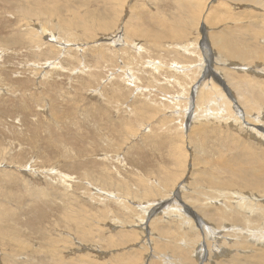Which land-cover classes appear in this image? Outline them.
<instances>
[{
    "label": "rangeland",
    "instance_id": "1",
    "mask_svg": "<svg viewBox=\"0 0 264 264\" xmlns=\"http://www.w3.org/2000/svg\"><path fill=\"white\" fill-rule=\"evenodd\" d=\"M261 2L0 0V264H176L179 249L226 264L264 249L251 240L264 242V104L247 117L240 99L264 95ZM224 160L259 190L211 186L233 176ZM223 206L240 222L201 215Z\"/></svg>",
    "mask_w": 264,
    "mask_h": 264
},
{
    "label": "bare ground",
    "instance_id": "2",
    "mask_svg": "<svg viewBox=\"0 0 264 264\" xmlns=\"http://www.w3.org/2000/svg\"><path fill=\"white\" fill-rule=\"evenodd\" d=\"M247 1H249V0H247ZM250 1H252V0H250ZM255 1V0H254ZM222 2V1H221ZM251 3V2H250ZM253 3V2H252ZM255 3V2H254ZM262 4L264 3V2H261ZM259 4H260V2H259ZM261 5V4H260ZM38 6V5H37ZM31 9V8H30ZM53 10V9H52ZM45 11H47V10H45ZM34 16V15H33ZM263 17V16H262ZM27 21V20H26ZM38 21V20H37ZM209 21V20H208ZM34 22V21H33ZM42 22V21H41ZM42 25V24H41ZM45 26V25H44ZM69 26V25H68ZM184 26V25H183ZM251 26V25H250ZM67 27V26H66ZM41 29H42V27H40ZM44 28H46V26L44 27ZM252 30V29H251ZM38 32H40V31H38ZM231 33H232V31H230ZM235 33V32H234ZM125 35V34H124ZM220 35H222V34H220ZM242 35V34H241ZM40 36V35H39ZM234 36V35H233ZM26 38V37H25ZM39 38V37H38ZM227 40H228V38H226ZM225 38H222V37H219V36H215V37H211V41L210 42H212V45L214 46V47H216L217 49H218V51L219 52H224L225 53V55L226 56H228V57H235V59L236 58H239V59H241V62L242 61H244V62H246L247 60H249V58H250V56L252 55V52H250V48H245V49H242V47H240V46H236V44H233V45H235L236 47H240V48H232V47H230L229 49H226V46L227 47H229V46H233L231 43V41H227ZM237 39V38H236ZM231 40H232V38H231ZM39 41V40H38ZM38 41H37V43H38ZM123 41V40H122ZM231 42V43H230ZM236 42H238V40L236 41ZM240 42V41H239ZM23 43V42H22ZM21 43V44H22ZM32 43H33V41H32ZM34 43H36V42H34ZM54 43V42H53ZM101 43V42H100ZM123 44V43H122ZM243 44V43H242ZM241 44V45H242ZM240 45V44H239ZM248 47V46H247ZM38 48V47H37ZM225 48V49H224ZM255 49V48H254ZM253 49V50H254ZM64 50V49H63ZM216 52V51H215ZM261 53V52H260ZM224 56V55H223ZM228 57H226V58H228ZM254 57V56H253ZM259 57V56H258ZM182 69V68H181ZM247 69V68H246ZM241 70V69H240ZM180 71V70H179ZM242 71V70H241ZM246 71V70H245ZM231 72V71H230ZM229 72V73H230ZM230 76L232 75V76H234L235 74H229ZM190 76V75H189ZM207 76V73L205 72L204 73V77H203V79L205 78ZM227 76V75H226ZM224 78V77H223ZM233 79V78H232ZM232 79H228V82L230 83L229 85H231V84H237V85H232L233 86V90L234 91H236L237 92V95L239 96V94H240V92H243V91H245L242 87L243 86H241V87H239L241 84H243V82L241 83V81H237L236 83H234V80H232ZM246 78H241V80L243 81V80H245ZM240 80V79H239ZM207 81H205L204 83H199V85L196 87V89L197 90H199L200 88L201 89H203V90H209V91H213L214 92V87H213V85L211 84V83H206ZM246 82V81H245ZM246 84V83H245ZM108 87V86H107ZM203 87V88H202ZM236 87H238V88H236ZM217 89V88H216ZM245 89H247V88H245ZM196 90V91H197ZM203 90H199V99L198 100H200L198 103H200L201 101L203 102V100L205 101V98H206V95L208 94V93H203ZM218 90V89H217ZM231 90V89H230ZM239 90V91H238ZM252 90H255L254 88H252ZM208 91V92H209ZM249 91H251V90H249ZM252 92H257V91H252ZM251 92V93H252ZM107 93V92H106ZM198 93V92H197ZM221 93V92H220ZM242 95H244V93L242 94ZM242 95H241V97H242ZM248 95H249V93H248ZM256 95H261V96H264V95H262V92H260V93H256L253 97H242V98H240V99H242L241 100V102H242V104H243V108H244V110H245V112L246 111H251L254 107H255V105L257 106V103H263L264 104V100H262L260 97H258V96H256ZM256 96V97H255ZM208 97V96H207ZM254 98H255V100H254ZM196 99V98H195ZM223 99V98H222ZM197 102V101H196ZM215 102V101H214ZM226 102H227V100H226ZM209 103V102H208ZM188 105V104H187ZM196 104H193V106H195ZM238 105V104H237ZM241 105V104H240ZM240 105H238V106H240ZM198 106H199V104H198ZM200 106H201V104H200ZM261 106V105H260ZM221 108V107H220ZM196 110V109H195ZM226 112V111H225ZM244 112V113H245ZM227 113V112H226ZM247 113V112H246ZM19 115V114H18ZM232 115V114H231ZM245 115H248V113L247 114H245ZM242 117V116H241ZM247 117H250L249 115L247 116ZM257 117V116H256ZM229 119V118H228ZM247 119V118H246ZM253 119V118H252ZM257 120L259 121V119L257 118ZM188 122V121H187ZM257 124V123H256ZM249 130V132H251V134L253 133V134H255L254 136H259L260 137V139L262 138L261 136H262V134L260 133L259 134V132H256L255 130H253L252 128H249L248 129ZM252 134V135H253ZM262 140V139H261ZM190 141V140H189ZM262 141H264V140H262ZM111 142V141H110ZM243 150V149H242ZM25 151V150H24ZM223 153V152H222ZM239 153V152H238ZM241 153H243V152H241ZM246 153V152H245ZM254 154H255V152H254ZM246 155V158H247V154H245ZM237 156H239V155H237ZM241 157V156H240ZM245 157V156H244ZM242 158H243V156H242ZM246 158H245V160H244V158H243V162L245 161H247L246 160ZM205 159V158H204ZM202 160V159H201ZM200 160V161H201ZM210 160V159H209ZM214 160V159H213ZM257 160V159H256ZM204 161V160H203ZM207 161V160H206ZM205 161V162H206ZM205 162H204V164H205ZM208 162V161H207ZM206 162V163H207ZM239 162V161H238ZM242 162V163H243ZM198 163V162H197ZM216 163H217V161H216ZM215 163V164H216ZM220 163V175H225V174H231V175H235L236 177H233V176H230V177H221L220 179L216 176V175H212L211 176V179L209 178V184H212L211 186H216V187H218L221 191H222V193H224L225 192V190H231V189H233V188H238V189H245V190H251V191H258L259 190V184H257V182H251V183H254V184H247V183H245V180H247L248 178H249V174H247V173H244V170H242V169H238L237 167H236V169H238V172L235 170L234 171V168H233V166H232V164H229L228 162H227V160H224V161H218V163L217 164H219ZM247 163H248V161H247ZM203 164V165H204ZM209 164V163H208ZM245 164V163H244ZM252 164V163H251ZM213 165V164H212ZM239 166V165H238ZM261 166V165H260ZM205 167H207V165L205 166ZM241 167V166H240ZM251 168V167H250ZM19 169V168H18ZM246 169V168H245ZM257 169V168H256ZM256 169H251L252 171H253V175H254V177H255V180H257V181H259L260 179L261 180H263V176H262V174H263V171L261 172V171H259V170H256ZM261 169V168H260ZM211 170V169H210ZM218 170V169H217ZM248 171V170H247ZM252 171H251V173H252ZM206 172H207V174H208V171L206 170ZM203 173H204V171H203ZM214 173V172H213ZM218 173V172H217ZM206 174V175H207ZM216 174V173H215ZM196 175V174H195ZM205 175V176H206ZM264 175V174H263ZM251 174H250V178L249 179H251ZM203 177V176H202ZM206 178V177H205ZM12 179V178H11ZM208 181V180H207ZM261 182V181H260ZM264 182V181H263ZM205 183H207V182H205ZM250 183V182H249ZM208 184V185H209ZM195 185V184H194ZM262 186H263V184H262ZM183 187V186H182ZM195 187V186H194ZM198 187V186H197ZM210 187V186H209ZM248 187H251V188H248ZM214 188V187H213ZM185 189V188H184ZM205 189V188H204ZM210 189V188H209ZM208 189V190H209ZM201 190V189H200ZM244 190V191H245ZM37 191H40V190H37ZM197 191V190H196ZM195 191V192H196ZM216 191V190H215ZM242 192V191H241ZM264 192V191H263ZM193 193H194V191H193ZM233 193H235V192H233ZM238 193V192H237ZM252 193V192H251ZM258 193V192H257ZM236 194V193H235ZM242 194H244V193H242ZM42 194H40V196H41ZM228 195V194H227ZM34 196V195H33ZM36 196V195H35ZM34 196V197H35ZM44 196V198L46 197L45 195H43ZM194 196V195H193ZM247 196H248V194H247ZM250 197V196H249ZM249 197H247V198H249ZM32 198V197H31ZM36 198H37V196H36ZM39 198V197H38ZM225 199H226V197H225ZM225 199H224V201H225ZM245 199H246V197L245 198H242V197H238V202L239 203H241V206H244V204L242 203V202H246L245 201ZM249 199H252V200H255V198L252 196V197H250ZM237 202V201H236ZM235 202V203H236ZM250 204H252V203H250ZM222 205V204H221ZM247 205V204H246ZM246 205H245V207H246ZM256 206V205H255ZM260 206V205H259ZM185 207H186V204H185ZM224 207V206H223ZM233 208V207H232ZM143 209V208H142ZM183 209V208H182ZM182 209H180V207H177V205L175 206V208H174V211L176 212V211H178L179 213H180V211H182ZM247 209H248V207H247ZM251 209V208H250ZM253 209V208H252ZM261 212H262V215L264 216V207H259L258 208ZM145 210V209H144ZM218 210V209H217ZM222 209H220V211H219V215L216 217V218H214L213 217V213H214V211L213 210H206L205 209V211H202V213H201V215H202V217H204L205 219H207L208 221H213V222H221V221H227L228 223H239L240 221H239V218H238V216H237V209H232V212L231 213H228V211H227V209H225V207L223 208V210L224 211H221ZM254 210V209H253ZM256 210V209H255ZM166 212H168V211H166ZM246 212V211H245ZM251 212H252V210H251ZM9 213V212H8ZM145 214H147L146 213V211L144 212ZM239 213V212H238ZM250 213V212H249ZM253 213V212H252ZM216 214V213H215ZM255 215V214H254ZM241 216V215H240ZM80 217V216H79ZM188 218V219H187ZM186 219H183L184 221H186V223H191V220L189 221V217H187ZM247 219V218H246ZM248 220V219H247ZM253 220V219H252ZM69 221H71V219H69ZM77 221V220H76ZM79 221V220H78ZM246 221V220H245ZM250 221H251V219H250ZM74 222V221H73ZM186 223L184 222V225H186ZM251 223V222H250ZM257 223H258V220H257ZM264 223V222H263ZM262 224V223H261ZM260 224V225H261ZM67 225V224H66ZM79 225V224H78ZM244 225H246L245 223H244ZM251 225H253V223L251 224ZM254 225H255V222H254ZM253 225V227H255ZM257 225H259V224H257ZM259 225V226H260ZM259 226H258V228H259ZM237 227V226H236ZM149 228V227H148ZM256 228V227H255ZM61 229V228H60ZM236 229V228H235ZM239 229H241V228H239ZM233 230V229H232ZM261 230H264L263 229V227L261 226ZM166 231V230H165ZM204 232H205V234H206V230L204 229ZM253 232V231H252ZM262 232V231H261ZM231 233L232 234H234V232L233 231H231ZM235 233H238V232H235ZM257 233V232H256ZM171 234V233H170ZM208 234V233H207ZM229 234V233H228ZM90 235V234H89ZM172 235V234H171ZM238 235H239V233H238ZM88 236V235H87ZM199 236V235H198ZM242 236V235H241ZM205 237H206V235H205ZM237 237V236H236ZM193 239V238H192ZM202 239H204V238H202ZM205 240V239H204ZM252 240V243H253V241H254V244H256L255 246H257L258 247V245L257 244H262L263 246H264V242H261L260 243V241H259V239L258 238H254V239H251ZM60 242V241H59ZM167 244H168V242H166ZM187 245H188V243H186ZM185 244V245H186ZM190 244V243H189ZM169 245V244H168ZM167 245V246H168ZM205 245V247H208V249H210L209 248V246L205 243L204 244ZM210 245V244H209ZM171 246V245H170ZM241 247L242 245L240 244V245H238V247ZM246 246V245H245ZM163 247V246H162ZM178 247H180V246H175V247H173L174 248V250L176 251V250H178ZM236 247V246H235ZM172 248V247H171ZM188 248V247H187ZM202 248V247H201ZM247 248V247H246ZM245 248V249H246ZM248 249V248H247ZM172 250V249H171ZM173 250V251H174ZM180 251H182L183 253H180V254H183V255H181L180 256V258H175V262H176V264H177V262H178V264H194V262L193 261H191L190 260V258H189V253H187V252H185V251H183V250H181V249H179ZM201 250H203V249H201ZM179 251V252H180ZM191 251V250H190ZM237 251H239L238 249H237ZM245 251V250H244ZM249 251H250V253H252V254H250V256H247L245 259H240V258H238V257H236V258H232V259H229V260H227V262L225 261L224 263H226V264H251V262H252V264H264V249H261V248H255V247H249ZM209 252V255L211 254L210 253V251H208ZM207 252V253H208ZM222 252V251H221ZM227 252V251H226ZM223 253V252H222ZM221 253V254H222ZM201 254V253H200ZM203 254V253H202ZM208 255V256H209ZM246 256V255H245ZM9 257V256H8ZM199 257H200V255H199ZM10 258V257H9ZM20 258V257H19ZM27 258V257H26ZM21 259V258H20ZM177 259H179V260H177ZM205 260H207V259H205ZM180 262V263H179ZM204 262V261H203ZM58 263H60V261H58ZM206 263H207V261H206ZM209 263V262H208ZM200 264H202V263H200Z\"/></svg>",
    "mask_w": 264,
    "mask_h": 264
}]
</instances>
